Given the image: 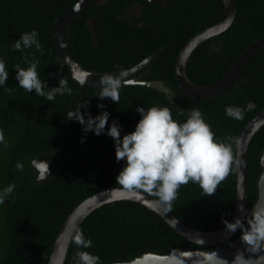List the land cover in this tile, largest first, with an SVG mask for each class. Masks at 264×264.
<instances>
[{
  "label": "trees",
  "instance_id": "obj_1",
  "mask_svg": "<svg viewBox=\"0 0 264 264\" xmlns=\"http://www.w3.org/2000/svg\"><path fill=\"white\" fill-rule=\"evenodd\" d=\"M157 6L151 0H110L73 22L68 31L73 57L100 81L106 73L137 67L156 52L166 50L140 74L144 81H161L174 93V99L190 110L199 109L217 137H238L246 125L264 111V49L255 54L236 83L211 100H195L179 87L177 58L195 35L224 17L223 0H164ZM80 0H0V56L6 60L9 80L0 88V190L14 184L11 196L0 204V264H48L58 233L67 216L82 201L103 190L119 188L116 177L125 166L117 162L115 142L108 135L84 132L67 113L81 109L93 118L101 115L103 104L113 121L121 126V138L135 130L142 118L137 107L166 106L173 118H187L163 93L145 86H125L118 104L98 98L99 89L85 87L73 78L62 63L55 43L54 25ZM238 15L233 26L216 40L201 45L186 68L188 78L198 86L221 80L249 46L264 37V0H235ZM141 6V17L132 11ZM98 18L99 42L94 47L88 20ZM37 30L44 54L35 48L14 51L22 33ZM40 61L38 73L49 88L59 87L65 77L72 95H57L53 101L28 94L17 85L15 66L27 68L24 57ZM119 66V67H118ZM147 70L150 72L147 73ZM255 108L242 120L229 118L226 106ZM87 119V117H85ZM84 139V143L81 140ZM264 153V128L254 138L248 153V213L258 199V180L263 171L259 157ZM53 155L61 167L48 182L37 183L33 161ZM23 166V170L17 168ZM154 198V197H153ZM237 207V172L221 183L216 193L206 197L193 183L182 186L171 210L189 227L215 232L231 222ZM93 246L80 249L73 242L66 264H76L77 251L98 255L101 264L129 263L149 253L162 256L174 249H206L191 244L175 233L150 209L133 203L117 202L93 213L81 226ZM236 236L217 247L230 248Z\"/></svg>",
  "mask_w": 264,
  "mask_h": 264
},
{
  "label": "clouds",
  "instance_id": "obj_2",
  "mask_svg": "<svg viewBox=\"0 0 264 264\" xmlns=\"http://www.w3.org/2000/svg\"><path fill=\"white\" fill-rule=\"evenodd\" d=\"M81 3L84 0H80ZM78 7V6H77ZM35 48L42 56L44 49L39 40L37 30L22 33L14 44V51L24 52L26 49ZM24 62L29 66L21 68L15 66V79L17 85L28 94L33 92L53 101L57 95H72V88L68 86V80L62 77L59 87L49 88L42 81L37 69L40 61L34 59L30 62L27 56ZM119 67V66H118ZM6 60L0 56V88H5L9 80L6 70ZM90 73H80L76 79L80 85L88 80ZM129 71L121 68L118 73H106L102 75L99 83L98 98L110 99L118 104L122 82L124 85L133 81L127 79ZM8 87L4 91H7ZM86 103L67 113L68 121H77L84 132H93L96 136L108 135L115 142V154L117 162L125 161V166L116 177V183L120 186L111 191L125 192L129 198L142 201L145 194L155 199L149 201L153 207H165L171 209L182 186L190 182L197 184L206 197L212 196L230 174L240 170L244 161L239 158L241 146L238 137H217L212 126L206 121L204 114L199 109H192L187 119L183 122L173 118V113L166 106L137 107L136 112L142 117L135 130L121 138L122 128L118 122L109 124L110 113L103 104L98 108L101 115L93 118L90 113H82L81 109ZM255 104L249 102L246 108L239 106H226L224 111L229 118L242 120L246 111L253 110ZM87 117V119H85ZM84 139L81 143H84ZM260 166L264 167V154L259 157ZM21 171L23 166L17 164ZM40 175H50L49 164L43 162L39 165ZM15 190V185H9L0 190V204H3ZM243 218H237L234 223L224 220L229 233L240 230V239L245 246L243 250H237L234 259L230 262L211 252L208 264H264V255L253 258L251 254L264 251V206L255 207L250 213L241 208ZM74 243L80 249H89L93 246L90 238H86L82 230H78L74 237ZM247 254V258H246ZM76 264H101L100 257L85 250L77 251L74 257Z\"/></svg>",
  "mask_w": 264,
  "mask_h": 264
},
{
  "label": "water",
  "instance_id": "obj_3",
  "mask_svg": "<svg viewBox=\"0 0 264 264\" xmlns=\"http://www.w3.org/2000/svg\"><path fill=\"white\" fill-rule=\"evenodd\" d=\"M108 1L110 0H84L83 3L79 2L54 25L57 51L62 63L71 72L73 78L78 82V79H76V77L80 73L91 74L90 76L86 77V80H88V82H86L83 86L80 85L82 90L85 87H91L100 90V87L102 86L97 85L99 82L95 80L96 74L85 69V67L73 57V54L69 47L68 31L72 23L79 20L85 12L96 6H98L100 9H103ZM151 2L160 7L165 5L164 0H151ZM223 2L225 11L224 17L221 22L203 30L202 32L195 35L192 39H190V41L185 45L177 58L176 77L178 80V85L188 97L195 100H211L226 93L240 78L241 74L245 70L252 57L259 51L264 49L263 37L252 43L239 58V60L235 63V65L230 69V71L217 83L210 86H198L191 82L186 74V68L193 54L201 47V45L208 41H211V50L213 51L214 49H216L217 46L215 40L220 35L226 33L236 21L238 9L235 0H223ZM136 8L140 10L141 6L137 5ZM88 26L90 27L93 45L95 48H97L99 42L98 18L95 17L88 20ZM165 50L166 48L156 52L143 63L130 70L127 79L133 82L126 85H124L122 82V87L145 86L163 93L177 109L178 114L187 118L191 110L183 107L181 104L175 101L173 91L169 87H167L165 83L161 81H144V76H138V74L142 70L151 65ZM263 128L264 111L260 112L246 125L239 138L241 142V146L239 149V158L244 161V165L240 168L239 171H237V207L235 216L231 221L232 223H234L237 218H243V212L241 211V208H244L246 211L248 209V153L254 138ZM43 162H47L49 164V176L45 174L44 177H41L40 175L39 165ZM32 165L39 174L37 181L38 183L50 181L53 177H56L59 174V170L61 168L57 164V160L53 155H42L36 158L33 161ZM262 168L263 171L258 180V199L250 212L255 207L264 206V167ZM111 190L112 189L103 190L90 196L89 198L82 201L79 205H77L67 216L58 233V237L56 239L53 252L48 264H66L71 246L74 242V237L83 223L99 209L117 202H133L150 209L160 218H162L170 226V228L182 239L191 244L206 248L199 250H187L180 248L174 249L171 254L167 256L149 253L135 259L132 262L118 264H208L207 257L213 251L217 252L220 257L227 259L230 262L232 259H234V255L237 250H243V248L245 247L240 237L234 240L230 248L217 247L233 239L239 230H237V232L234 234L229 233L226 228L215 232L199 231L185 224L171 209L151 206L149 201L155 198L147 196V194H145V200L138 201L129 198L128 193ZM251 255L255 259L258 258L259 255H264V251H261L258 254Z\"/></svg>",
  "mask_w": 264,
  "mask_h": 264
},
{
  "label": "flooded vegetation",
  "instance_id": "obj_4",
  "mask_svg": "<svg viewBox=\"0 0 264 264\" xmlns=\"http://www.w3.org/2000/svg\"><path fill=\"white\" fill-rule=\"evenodd\" d=\"M141 11H142L141 9L139 10V9H137V8L135 7V9L132 11V13H133V14H136L137 17L139 18L140 15H141ZM146 69H147V68H146ZM146 69H144V70H146ZM144 70H142V71H144ZM142 71H141V72H142ZM141 72H140V73H141ZM149 72H150V71L147 70V73H149ZM140 73L138 74V76L142 75V76H144V78H145L146 74H140ZM37 174H38V172H37ZM38 176H39V174H38ZM38 176H37V179H36L37 181H38ZM37 183H38V182H37Z\"/></svg>",
  "mask_w": 264,
  "mask_h": 264
}]
</instances>
